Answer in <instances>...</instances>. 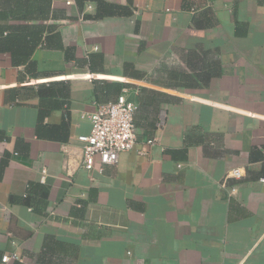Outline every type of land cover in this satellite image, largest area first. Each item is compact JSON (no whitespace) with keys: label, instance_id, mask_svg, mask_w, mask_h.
Returning <instances> with one entry per match:
<instances>
[{"label":"crops","instance_id":"1","mask_svg":"<svg viewBox=\"0 0 264 264\" xmlns=\"http://www.w3.org/2000/svg\"><path fill=\"white\" fill-rule=\"evenodd\" d=\"M123 88L137 143L87 171ZM1 162L11 264H264V0H0Z\"/></svg>","mask_w":264,"mask_h":264},{"label":"built area","instance_id":"2","mask_svg":"<svg viewBox=\"0 0 264 264\" xmlns=\"http://www.w3.org/2000/svg\"><path fill=\"white\" fill-rule=\"evenodd\" d=\"M69 6L74 0H64ZM88 78H104L105 75H82ZM60 78V77H57ZM53 79H44L40 83H49ZM137 104L128 96V88H123L114 99H109L96 104L92 112H83L90 123L88 132L79 133L77 140L81 143V166L92 171H102L105 164H116L119 155L132 150L137 143V130L134 123V114ZM156 138H147L142 142L139 153H146V148L154 144ZM46 169L42 168L41 180H45ZM242 175L240 168H233L227 172V177L239 178ZM264 181V178H261ZM14 260H21L17 251L5 252L0 257V264H11Z\"/></svg>","mask_w":264,"mask_h":264},{"label":"trees","instance_id":"3","mask_svg":"<svg viewBox=\"0 0 264 264\" xmlns=\"http://www.w3.org/2000/svg\"><path fill=\"white\" fill-rule=\"evenodd\" d=\"M52 82V81H51ZM51 82H49V83H40V84H42V85H45V86H49L50 84H51ZM39 84V85H40ZM4 167H5V162H1L0 163V179H1V177H2V173H3V169H4Z\"/></svg>","mask_w":264,"mask_h":264}]
</instances>
